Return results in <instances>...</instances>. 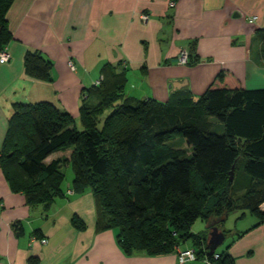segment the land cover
Returning a JSON list of instances; mask_svg holds the SVG:
<instances>
[{
  "label": "trees",
  "instance_id": "obj_1",
  "mask_svg": "<svg viewBox=\"0 0 264 264\" xmlns=\"http://www.w3.org/2000/svg\"><path fill=\"white\" fill-rule=\"evenodd\" d=\"M14 1L0 0V53L14 39L7 20ZM53 67L39 51L25 57L26 73L38 80L51 82ZM99 79L84 93L79 124L50 102L14 104L0 155L12 190L48 209L64 195L70 164L74 191L94 194L98 230L118 229L126 254L166 255L193 240L199 264H236L226 252L208 256V234L237 208L264 224V88H243L225 70L200 97L185 87L160 102L127 97L126 72L108 64ZM106 113L101 126L96 116ZM178 139L187 147H176ZM240 163L249 182L236 200ZM198 220L209 225L204 235L192 230ZM73 224L85 229L78 217Z\"/></svg>",
  "mask_w": 264,
  "mask_h": 264
},
{
  "label": "crops",
  "instance_id": "obj_2",
  "mask_svg": "<svg viewBox=\"0 0 264 264\" xmlns=\"http://www.w3.org/2000/svg\"><path fill=\"white\" fill-rule=\"evenodd\" d=\"M7 20L14 39L8 60L0 61V155L15 103L50 102L79 121L84 93L107 64L126 72V96L141 100L168 102L171 82L185 80L200 97L225 70L243 88H264V0H15ZM183 50L189 51L187 64L178 62ZM36 51L54 64L51 82L26 73L25 57ZM70 178L64 195L46 209L12 190L0 164V264H180L177 250L196 248L188 240L166 255L126 254L118 229L98 230L94 194H77ZM248 182L242 169L236 200ZM239 209L237 219L228 215L219 226L229 241L216 251L232 255L236 264H264V224ZM75 217L85 229L74 226ZM202 223L201 230L193 226L195 234L209 230Z\"/></svg>",
  "mask_w": 264,
  "mask_h": 264
},
{
  "label": "built area",
  "instance_id": "obj_3",
  "mask_svg": "<svg viewBox=\"0 0 264 264\" xmlns=\"http://www.w3.org/2000/svg\"><path fill=\"white\" fill-rule=\"evenodd\" d=\"M172 6L175 5L174 2H172L171 4ZM144 18L146 19L147 16H144ZM255 20H257V17H253L250 19V22H254ZM9 58V54L7 52V49L3 50L0 53V61H7ZM188 59H189V51L188 50H183L180 55H179V59L178 62L180 64H187L188 63ZM70 67L75 69V65L73 62H70ZM102 79H99V81H97V83L101 82ZM43 243H46L47 240L43 239L42 240ZM177 257H178V261L180 264H194V263H198V254L195 248H186V249H178L177 250ZM218 257V256H216ZM208 264H210V262H207Z\"/></svg>",
  "mask_w": 264,
  "mask_h": 264
},
{
  "label": "rangeland",
  "instance_id": "obj_4",
  "mask_svg": "<svg viewBox=\"0 0 264 264\" xmlns=\"http://www.w3.org/2000/svg\"><path fill=\"white\" fill-rule=\"evenodd\" d=\"M90 101V103H92L91 105H97V103L99 102V100L95 97V98H92L91 100H89ZM107 114H109V113H106V114H104L103 116L101 115V116H96V120H99V124L102 122V120H104L105 119V117L107 116ZM78 124H79V121H78ZM101 125V124H100ZM102 126V125H101ZM79 127H80V129H81V125H79ZM174 145L176 146V147H187V145L185 144V141L184 140H181V139H178V140H176L175 141V143H174ZM242 164L243 163H240L239 164V168H238V171H237V174H239L241 171H242ZM67 166L68 165H66V166H64L63 167V170L65 171V173H66V181H65V183L64 184H67V182L69 181V179H71L70 177H72L73 175H74V173H73V170H72V168H67ZM239 214V215H238ZM242 214V211L239 209V208H237V209H235V210H233V211H231L230 212V214H229V216H230V221H232V218L233 219H237V217H239L240 215ZM234 221V220H233ZM204 226V224L202 223V221L201 220H198L195 224H194V229L196 228V229H202V227ZM224 227L226 228L227 226L226 225H224ZM226 229H228V228H226ZM228 241H229V238H227V240H226V242H224L223 244H221L218 248H217V251H223V249L225 250L226 248H227V243H228ZM187 243H190V241H186V242H184L182 245H185V244H187Z\"/></svg>",
  "mask_w": 264,
  "mask_h": 264
},
{
  "label": "water",
  "instance_id": "obj_5",
  "mask_svg": "<svg viewBox=\"0 0 264 264\" xmlns=\"http://www.w3.org/2000/svg\"><path fill=\"white\" fill-rule=\"evenodd\" d=\"M188 86V81L185 80V81H182V82H179V81H173L171 82V85H170V88L173 90V91H176V90H180V89H183L185 87ZM234 169H235V166L233 167V171L231 172V179L233 180L234 178ZM226 239V234L224 231L220 230V228L216 225H212L211 226V230H210V236H209V244H208V256H211L213 255L217 248L224 243ZM136 255H139V254H143L141 252H136L135 253ZM194 264H199V263H194Z\"/></svg>",
  "mask_w": 264,
  "mask_h": 264
}]
</instances>
